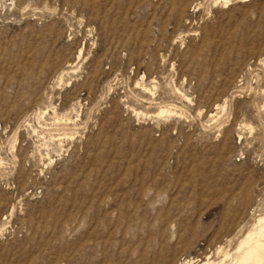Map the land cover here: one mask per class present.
I'll return each instance as SVG.
<instances>
[{
  "label": "rangeland",
  "instance_id": "374dc122",
  "mask_svg": "<svg viewBox=\"0 0 264 264\" xmlns=\"http://www.w3.org/2000/svg\"><path fill=\"white\" fill-rule=\"evenodd\" d=\"M263 63L264 0H0V264L231 252L264 215Z\"/></svg>",
  "mask_w": 264,
  "mask_h": 264
},
{
  "label": "bare ground",
  "instance_id": "6f19581e",
  "mask_svg": "<svg viewBox=\"0 0 264 264\" xmlns=\"http://www.w3.org/2000/svg\"><path fill=\"white\" fill-rule=\"evenodd\" d=\"M222 1L226 4L229 0ZM161 114L171 113L168 110H161L159 115ZM216 253L221 254L219 260L205 256L201 260L197 258L195 262L187 260L185 264H264V215L256 218L253 225L238 239L231 252L222 251L218 247Z\"/></svg>",
  "mask_w": 264,
  "mask_h": 264
}]
</instances>
